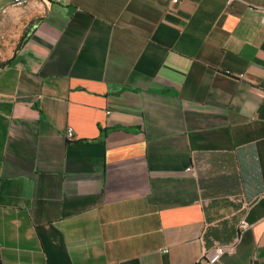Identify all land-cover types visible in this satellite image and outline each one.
Masks as SVG:
<instances>
[{
  "label": "crops",
  "instance_id": "0c3cea01",
  "mask_svg": "<svg viewBox=\"0 0 264 264\" xmlns=\"http://www.w3.org/2000/svg\"><path fill=\"white\" fill-rule=\"evenodd\" d=\"M261 7L0 0V264H264Z\"/></svg>",
  "mask_w": 264,
  "mask_h": 264
},
{
  "label": "built area",
  "instance_id": "2783aa9c",
  "mask_svg": "<svg viewBox=\"0 0 264 264\" xmlns=\"http://www.w3.org/2000/svg\"><path fill=\"white\" fill-rule=\"evenodd\" d=\"M31 1H38V2H46L51 1L55 3H60L62 0H12V6L14 7H24ZM176 2V0H173ZM235 0H226L227 4H231ZM260 11L264 14V7L260 8ZM1 98V96H0ZM63 138L67 142H72L74 140V134L72 128L68 127L64 133ZM187 171H191V168H187ZM236 250V245H229L225 247L217 246L214 247L212 253L210 254H203L194 264H215L221 256L225 254H233ZM165 252V251H164Z\"/></svg>",
  "mask_w": 264,
  "mask_h": 264
},
{
  "label": "rangeland",
  "instance_id": "374dc122",
  "mask_svg": "<svg viewBox=\"0 0 264 264\" xmlns=\"http://www.w3.org/2000/svg\"><path fill=\"white\" fill-rule=\"evenodd\" d=\"M7 19L17 20V23L0 25V61L18 47L27 29L22 17L14 15Z\"/></svg>",
  "mask_w": 264,
  "mask_h": 264
},
{
  "label": "trees",
  "instance_id": "16d2710c",
  "mask_svg": "<svg viewBox=\"0 0 264 264\" xmlns=\"http://www.w3.org/2000/svg\"><path fill=\"white\" fill-rule=\"evenodd\" d=\"M10 63V60L0 61V67L6 66Z\"/></svg>",
  "mask_w": 264,
  "mask_h": 264
},
{
  "label": "clouds",
  "instance_id": "9594fccd",
  "mask_svg": "<svg viewBox=\"0 0 264 264\" xmlns=\"http://www.w3.org/2000/svg\"><path fill=\"white\" fill-rule=\"evenodd\" d=\"M242 114H245V113L242 111Z\"/></svg>",
  "mask_w": 264,
  "mask_h": 264
}]
</instances>
